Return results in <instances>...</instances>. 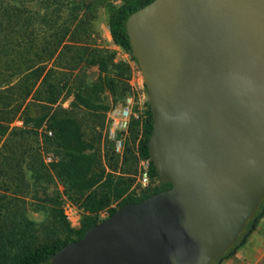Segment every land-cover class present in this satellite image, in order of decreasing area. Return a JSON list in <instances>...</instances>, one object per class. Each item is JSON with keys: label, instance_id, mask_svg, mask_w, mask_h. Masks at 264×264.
I'll return each mask as SVG.
<instances>
[{"label": "water", "instance_id": "1", "mask_svg": "<svg viewBox=\"0 0 264 264\" xmlns=\"http://www.w3.org/2000/svg\"><path fill=\"white\" fill-rule=\"evenodd\" d=\"M165 189L128 202L48 264H209L264 194V0H151L124 21Z\"/></svg>", "mask_w": 264, "mask_h": 264}, {"label": "rangeland", "instance_id": "2", "mask_svg": "<svg viewBox=\"0 0 264 264\" xmlns=\"http://www.w3.org/2000/svg\"><path fill=\"white\" fill-rule=\"evenodd\" d=\"M127 1L132 0H0V11L3 14L6 15V10L11 12L15 7L22 9V15L26 18L28 15L32 18L25 28L16 30L17 26L9 28V23L4 19L6 16H3L5 27L3 31L0 30V36L4 35V43L11 37L8 45H15H4V51L23 52L25 37L31 29L35 33V45L39 50L48 42L52 46L62 36L57 51L47 61V66H52L54 70L51 81L60 87V93L52 103L29 96L20 102V108L14 115L12 105L16 101H11L6 115V120L9 118L8 133L0 137V193L8 199L10 213L21 214L35 223L40 240L65 236L64 229L54 216L58 209L63 213L67 206H74L79 220L83 212L71 199L73 194L63 180L55 171L46 167L50 160L60 156L57 147L45 140L46 122L31 127V124L23 123L26 115L36 117L56 113L74 117L80 124L84 139L91 142L98 151L96 168L101 167L114 176L131 178L130 189L134 188L136 193L143 188L138 176L144 169L145 158L138 155L137 147L143 136L142 117L147 111L146 89L131 53L113 42L108 29L113 9ZM36 46L32 47L33 51H38ZM96 54L105 60L106 71L89 62ZM77 87L83 88L84 93L98 105L95 109L73 103L71 90ZM128 96H132L142 106V117L127 130L122 151L116 153L111 151L108 144L107 114ZM126 142L137 158L135 172L122 173ZM116 202L113 201L111 205ZM106 215V211L101 210L94 217L99 220ZM242 239L232 249L230 257H224L214 264L226 258L234 262L248 260L245 264H260L264 256V215L254 221L252 230ZM251 245L256 248H251ZM249 260L253 262L249 263Z\"/></svg>", "mask_w": 264, "mask_h": 264}, {"label": "trees", "instance_id": "3", "mask_svg": "<svg viewBox=\"0 0 264 264\" xmlns=\"http://www.w3.org/2000/svg\"><path fill=\"white\" fill-rule=\"evenodd\" d=\"M151 0H132L114 8V14L108 22V29L115 44L130 53L128 39L124 30L126 17L134 10L142 7ZM1 10V8H0ZM7 20L9 28L20 30L31 23V17L22 15V9L12 8L11 12L6 10V15L0 11V30L3 31ZM20 22V23H19ZM22 26V27H21ZM33 29L25 37V50L23 52H6L2 47L15 46L8 45L9 40L4 43V35L0 36V137L8 133V123L6 115L9 112L11 101L13 115L18 112L21 101L27 97H39L47 103L55 101L60 93V87L51 81L53 67L47 66V61L53 57L61 43L62 36L59 37L52 46L44 45L40 50L35 45V33ZM32 34V35H31ZM16 46L19 44L15 43ZM38 45V44H37ZM36 46L38 51L32 49ZM89 62L97 64L98 68L106 71L105 60L96 54ZM99 58V59H97ZM134 60V58L132 57ZM135 61V60H134ZM13 82V83H11ZM11 83V84H10ZM70 91V89H69ZM73 103L87 109H95L98 105L84 93V89L77 87L71 90ZM14 98V99H13ZM46 122L47 132L45 140L52 142L60 152V156L50 160L46 167L63 180L66 188L72 192V200L83 212L79 225L72 227L65 219L61 210L54 214L57 223L64 229L63 238L40 240L37 236L35 223L28 220L21 214L9 212L8 199L0 193V264H48L53 252L66 243L80 238L83 233L97 220L94 214L105 210L110 215L115 209L128 202L139 201L148 195L167 188L168 184L158 181L151 161L146 150V142L151 128V115L147 104V111L142 117L141 126L143 136L141 137L137 152L142 158L148 160L147 174L149 183L139 189L136 193L134 188L130 189L132 179L123 175L114 176L110 172H105L101 167L96 168L98 163V151L94 149L91 142L84 139L81 127L77 119L68 115H58L56 113H45L32 117L26 115L23 123L31 124V127H38L42 122ZM138 121L131 119L128 129L137 124ZM127 129V130H128ZM34 130V129H32ZM108 138V137H107ZM108 144L113 150L112 141L108 138ZM123 151L124 169L122 173L136 171L137 158L133 149L126 142ZM156 183H152V181ZM146 189H150L145 192ZM117 201L115 205H111ZM264 215V194L253 210L251 216L244 222L241 232L237 235L233 243L220 255V257L209 264L219 262L224 257L232 255V249L243 241V236L250 232L254 226V221ZM260 264H264V256Z\"/></svg>", "mask_w": 264, "mask_h": 264}, {"label": "built area", "instance_id": "4", "mask_svg": "<svg viewBox=\"0 0 264 264\" xmlns=\"http://www.w3.org/2000/svg\"><path fill=\"white\" fill-rule=\"evenodd\" d=\"M142 106L134 101L132 96H128L121 104L112 107L107 114L106 135L112 141L113 150L120 153L123 147V141L127 133L129 121L137 120L142 116ZM50 134V132H48ZM148 160L144 161V169L139 173L138 181L145 187L149 183L147 174ZM63 214L69 225L76 227L79 225V215L74 206H67Z\"/></svg>", "mask_w": 264, "mask_h": 264}, {"label": "crops", "instance_id": "5", "mask_svg": "<svg viewBox=\"0 0 264 264\" xmlns=\"http://www.w3.org/2000/svg\"><path fill=\"white\" fill-rule=\"evenodd\" d=\"M251 248H256V246L255 245H251L250 246ZM242 260V259H241ZM248 262V260H243V261H237V262H234L233 261V259H231V258H226V259H224V260H222L219 264H245V263H247ZM250 262H253V261H250L249 260V263Z\"/></svg>", "mask_w": 264, "mask_h": 264}]
</instances>
